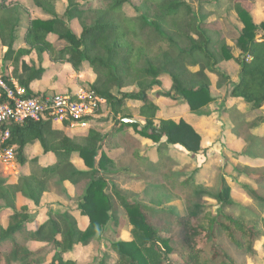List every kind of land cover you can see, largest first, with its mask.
Wrapping results in <instances>:
<instances>
[{"label":"trees","instance_id":"obj_1","mask_svg":"<svg viewBox=\"0 0 264 264\" xmlns=\"http://www.w3.org/2000/svg\"><path fill=\"white\" fill-rule=\"evenodd\" d=\"M31 1L48 18L31 20L24 36L27 49L16 51L17 33L26 9L12 0H0V42L7 47L4 62L12 61L18 66L20 59L35 52L40 62L48 54L55 63H69L75 71L88 63L97 76L90 87L107 101L106 109L113 114L115 123L105 135L90 130L81 139L67 136L50 123L30 121L24 126H10L11 144L17 147V162L26 163L25 148L37 140L45 154L55 155L57 163L42 168L38 160L33 159L31 173L22 176L16 184L0 177V201L13 210L7 222L0 223V263L43 264L44 250L29 247L30 243H41L55 249L50 264H76L65 260L64 256L78 245L89 246L110 222L118 226L106 178L110 173L108 166L115 167L116 162L106 155L105 147L121 148L123 154L117 165L135 179L143 180L153 175L148 174L147 159L139 156L138 142L128 137L130 129L156 144H161L165 137L167 146H178L187 154L197 155L202 151V136L190 123L183 119H161L157 124L159 107L150 98V92L157 90L158 96L180 101L193 113L201 112L214 101L210 74L226 79L219 65L234 61L240 67L241 78L232 89L231 97L243 99L253 110L264 106V22L255 24L241 2L232 4L231 9L242 25L237 39L241 54L235 57L222 40L219 29L204 22V12L208 10L201 7L195 13L185 0H140L139 4H132V0H96L101 1L103 7L93 9L85 8V3L91 0H68L65 17L78 21L82 29L80 36L57 16L58 0ZM213 3L216 10L222 6L220 0ZM127 6H132L134 15L125 13ZM50 35L64 46L55 47L48 40ZM258 36L263 38L261 42L257 41ZM42 73V68L34 67L24 75L16 70L15 77L29 96H40L30 85L40 79ZM166 77L171 82L169 92L162 89V79ZM134 85L139 89L137 93L122 92ZM115 90L119 96L114 94ZM129 102L141 104L144 125L125 121L132 119L123 112ZM163 148L160 146V157L165 152ZM73 154L79 155L89 171L76 169L70 161ZM165 162L156 165L157 174L182 197L188 214L154 212L127 201L116 189L110 188L127 214L131 240L112 244L100 264H175L170 260L171 255H176L180 264H248L253 260L257 254L256 244L264 235L257 223L233 219L221 209L216 214L208 212L202 216L199 202L207 196L222 207L234 204L227 182L221 179L219 192L211 195L191 177L179 182L178 175L169 172L171 161ZM252 172L250 177L264 189V167ZM56 178L72 185L89 181L77 208L89 219L86 230L80 229L69 211L49 216L37 230H32L29 209H16L18 195L39 206L50 181ZM244 188L255 206L264 209V193Z\"/></svg>","mask_w":264,"mask_h":264},{"label":"rangeland","instance_id":"obj_2","mask_svg":"<svg viewBox=\"0 0 264 264\" xmlns=\"http://www.w3.org/2000/svg\"><path fill=\"white\" fill-rule=\"evenodd\" d=\"M21 1L25 5L30 4V0H12ZM191 5L195 13H198L199 8H205L208 11L204 12V22L210 26L219 29L222 40L229 46L235 55H239L241 50L237 46V39L242 30V25L232 11V4L241 2L250 13H252L255 21L262 22L264 20V0H220L222 2L221 8L216 10L214 0H185ZM68 0H60V6H67ZM140 0H132V4H139ZM103 3L101 1L91 0L85 3V8H102ZM28 8L32 10L30 5ZM34 9V8H33ZM125 13L128 16L134 15L132 6H127ZM75 32H79L78 25L73 24ZM232 66L231 62H222L219 65L220 70L224 71L226 78V69ZM196 69H194L195 71ZM235 77H239V71L236 68ZM213 81V95L215 100H220L217 107L208 111V117L213 122L197 121L198 130L203 136V140L207 144V148L203 149L197 155H191L184 152L181 148L175 147L172 149L169 160L171 166H169L170 173H176L178 180L181 182L185 178H193L196 183L211 195L217 194L220 189L221 179H224L230 190L231 198L234 202L233 205L222 207L212 197L203 198L199 204L202 206V216L208 212L216 214L220 209L223 214L237 220H245L248 223H257L264 232V209L259 206H255L253 200L247 194L244 187L257 190L264 193V189H260L255 180L250 177L253 174L252 170L264 167V115H253L248 108L246 110L226 107V99L230 95L231 81L226 79L221 80L218 76H211ZM169 78L162 79V89L164 91L170 90ZM139 91L137 86H129L122 89V92L137 93ZM47 92V91H46ZM49 92H47L48 94ZM116 96H119L117 90L114 91ZM150 97L157 101L158 97L155 93H150ZM218 100V101H219ZM164 102L163 111L166 115L165 118H170L169 115L175 112V120L179 118L189 119V115L185 112L187 107L180 102L178 105H171L169 100L163 99ZM138 105L131 106L132 112H126V115H131L132 119H138ZM128 109V108H127ZM188 109V108H187ZM205 112V111H204ZM207 113V112H206ZM207 115V114H206ZM164 118V117H163ZM194 120V119H193ZM142 121V120H141ZM195 121V120H194ZM143 122V121H142ZM208 122V121H207ZM114 116L107 111L102 116L101 121L94 127L101 133L106 134L114 126ZM211 126V130L208 128ZM77 130V131H76ZM86 132L83 129H74L67 131L68 136H75V134H83ZM137 136V134L130 130L128 136ZM78 138V137H77ZM82 137H80L81 139ZM169 152V148L166 144L161 145ZM154 148V147H153ZM144 149V151H143ZM152 148H142L140 152H146L147 157L151 164H158L159 157ZM105 152L111 158H116L120 154V150H107ZM152 152V153H151ZM35 152L32 153L31 158H35ZM77 157V155H76ZM75 157V159H76ZM118 163V162H117ZM117 163L113 167L108 166L110 172L106 176L109 182L108 194L111 197L113 203V214L116 215L118 226L113 225L110 222L104 232L98 236L89 246H78L76 250L64 256L65 260H72L76 264H100L103 256L108 253V249L112 244L119 241H129L131 239V226L126 212L120 206V203L116 200L110 188L116 189L127 201L135 202L146 206L154 212L170 213L175 216L187 215L188 211L184 200L181 196L175 193L174 189L169 184L164 183L162 176L158 175L156 171V165H149V173L153 176L147 180L135 179L130 177L128 172L124 171V167L118 166ZM148 163V162H147ZM162 164V162H161ZM24 170H28L27 164L20 169L19 175L25 174ZM0 177H13V181L18 179L16 176L7 174L4 167L0 165ZM160 178V179H159ZM7 179V178H6ZM162 179V180H161ZM89 181L82 183L76 187H65L63 183L57 179H52L49 183L48 192L42 205L37 208L29 203L25 198L21 197L20 202H16L15 207L19 209L21 204L28 205L35 221H43L49 218V216H55L56 214L64 213L65 211L73 212L76 210L78 203L85 195L86 188ZM13 210L4 206V203L0 201V223L6 221L9 214ZM40 222H34L38 225ZM31 225V228H35V224ZM163 237H168V234H162ZM32 250L43 249L42 256L45 257L43 264H50L54 255L55 249L51 245L38 244L30 245ZM256 257L253 260H249L248 264H264V235L256 244ZM171 262L180 264V259L176 255L170 256ZM3 264V263H0Z\"/></svg>","mask_w":264,"mask_h":264},{"label":"crops","instance_id":"obj_3","mask_svg":"<svg viewBox=\"0 0 264 264\" xmlns=\"http://www.w3.org/2000/svg\"><path fill=\"white\" fill-rule=\"evenodd\" d=\"M12 2H14V1H12ZM14 3H19L23 8L26 9L25 17L23 18V21L21 23V28L19 29V31L17 33V40H16V43H15V46H14L15 50L16 51H19V50H22V49H27V46H26L25 41H24V36H25V32H26L27 28L29 27V24H30L31 20L34 19V18L47 19L48 17L40 9H37L33 5L32 1L30 2L29 5H25L21 1H15ZM30 5L34 9L32 8V10H30V8H28ZM67 7H68V3H67V6L66 7L65 6H60V0H58V2L56 4V14H57V16L59 18L63 19L64 21H66L70 25L71 29L73 30V32L76 35L80 36L81 35V32H82V29H81V26L78 23V21L77 20L69 21L65 17V13H66ZM251 15H252V13H251ZM252 18H253V16H252ZM253 20H254L255 24H257V25H260L262 22H264V20H263L262 22H260L258 24V22L255 21V18H253ZM73 24L74 25H78V27L80 28V30H79L78 33L75 32V30L73 29ZM48 40L55 47H57V48H61V47L64 46V43L63 42H59L57 40V38L55 36H53V35H50L49 38H48ZM262 40H263V38H261L260 36L257 37V41L258 42H261ZM6 52H7V47L2 46V44L0 42V62L3 65V67H4L5 71L7 72V74L12 79H14L15 82H17V83H19V82L17 81V78L15 77L16 76L15 75V71L16 70H18L19 74L24 75V74L28 73L31 68H34V67L37 68V69L38 68H42L43 69V73L41 75V78L38 79V80L33 81L31 83V85H30V89L34 93H40V94H45V95H55V94H59V93H65V92H69L71 90L76 89L79 85H90L91 86V85H93L95 83L96 78H97L96 74L94 73V71L92 70V68L89 66L88 63H83L82 67L80 68V71H75L74 68L72 67V65L69 64V63H65V64L55 63L54 61H52L50 59V56L48 54H45L43 56V60L40 62L39 59H38L37 54L35 52H32L29 56H26V57L20 59L19 60V63H18V66H15V64L12 61L4 62L3 59H4V56H5ZM234 56L235 57H238L235 54H234ZM224 62H231L232 63V66H229L228 69L225 70L226 71L225 72L226 73V80L227 81H231V83H232V85H231V91H232V89L234 88V86L237 85L240 82V78H241V76H240V67L234 61H224ZM236 68L239 71V77H235ZM222 72L224 74V71H222ZM211 76H212V74H210V79L212 81ZM169 83L171 85V82L170 81H169ZM162 85H163V83H162ZM212 87H213V81H212ZM170 90H171V86H170ZM46 91L49 92V93L47 94ZM156 91L157 90L152 91L150 93H155V95L158 97V100L157 101H154L151 97L150 98L159 107V112L157 114V120H156L157 124L159 123V120H161V119H163V120H167V119L175 120V117H176L175 116V114H176L175 112H172V113L169 114L171 116L170 118H165L164 115H166V114L163 111V106H161V104L164 105V102H161V101L163 99L169 100V103L171 105H173V106L178 105L180 103V101H174V100H171L169 98L160 97V96H158L156 94ZM231 91H230L229 97L226 99V107L227 108H230L231 107L233 110H236V109L246 110L248 108V111L250 110L253 115H257V116L264 115V106L261 109H259V110H253L251 108V105L250 104H247L243 99L231 97ZM165 92H167V91H165ZM150 93H149V96H150ZM211 95L214 98V101L211 104H209L207 107H205L201 112L193 113V112L190 111V108L188 107V105H185L184 107H187L188 108V109L186 108V111L185 112L189 115V119L188 118L187 119L179 118V120H178V121H180V120L183 119L186 122L190 123L200 133L201 136H202V134L198 130L199 127L197 126V123L196 122L197 121H199V122H206V126L208 125V123H210V120H211V122H213L212 119L210 117H208V113H209L208 111H212V109H214L215 107H217L218 104L220 103V100L219 99H218L219 101L218 100H215L216 98L213 95L212 88H211ZM136 105H138L137 108H138V119L139 120H134V119H131V120H133L135 122H139L142 125H144L145 120H144V118H142L140 116V106H141L140 103H137V102H129L124 107V111L123 112H124V114H126V112H128V113L129 112H132V110H130L131 106H136ZM105 111H107L106 106L103 107L100 115L96 119H94L92 121L91 127L89 129H86V132L85 133L82 132L83 134H75V136H69V137H71V138H73V137H78V138L85 137V136H87V134H88V132L90 130H95V131L99 132L94 126L97 125L101 121L102 116L105 114ZM108 112L111 113L109 110H108ZM112 117H113V114H112ZM135 122H133V123H135ZM53 128L56 129V130L63 131L65 134H66L67 131L74 130V129H67L66 127H61L59 125H54ZM208 128L211 130V126H209ZM130 130H133V129H130ZM129 131H128V133H129ZM109 132H107V133H109ZM128 133H127V135H128ZM101 134H103V133L101 132ZM136 134H137V136L131 137L129 135L128 137L130 139H133V140H135V141L138 142L139 156L145 157L147 159V162H148L149 165H159V164L161 165V162L162 161L165 162V161H167V159H169V156L171 155L170 153L172 152V149L175 148V147H178V146L169 145L168 146L169 152L165 151L162 154V157H160L159 149H160V146L161 145L165 144V142H166V138L165 137L162 138L161 144L160 143L159 144H156V143H154L151 140H148V139H145V138L141 137L138 133H136ZM103 135H105V134H103ZM205 143L206 142L203 140V136H202V150L207 148V144H205ZM146 147L152 148L151 149L152 152L154 150L155 153L158 155L159 161H160V162H158V164H151L150 160L147 158L149 156V154L147 155L146 152H140L142 150V148H146ZM105 148L107 150H109L107 147H105ZM105 148H104V152H105ZM178 148H180V147H178ZM163 149H165V148H163ZM113 150H120L121 151L120 154L118 155V157L111 158L110 156H108V154L106 152L105 153H106V155L109 158H111L112 160H114L117 163V162H119V159L122 158L123 150L121 148H119V149H113ZM143 151H144V149H143ZM34 152L36 153L34 159H37L38 160L37 161V164L40 167H42V168L51 167V166H54L57 163V158L55 157V155L53 153H46L45 154L43 152V149H42V146H41L40 142L37 141V140H35V141L29 143L26 146V148H25L26 163L25 164H20L19 162L16 161V164H14V166L12 168H8V169L7 168H4L5 171H6V173L7 174H11V176H16L17 175V177H18L20 169H22L27 164L28 170H24V171H25V173H28V174H25L23 176L29 175L31 173V169L33 167V163H32V160L33 159L31 158V155ZM76 155H77V157H76ZM75 157H76V159H75ZM100 157H101V153H99V155H98L97 163L99 162V158ZM70 161L76 167L77 170L83 171V172L89 171V168L86 167L84 161L79 157L78 154H73L71 156ZM21 177L22 176L18 177V179L16 181H13L11 179L13 177H10V178L9 177H6V178H7V180H8L9 183L16 184V183H18V181H19V179ZM130 177H134V176H131L130 175ZM62 183L67 188L69 186H71V187L79 186L82 183H86V181H83V182H81L78 185H72L69 182H62ZM47 192L44 194V196L42 198V201H41V203H40L39 206H36L32 201H30L29 199L23 197L22 195H18L16 202L17 203H18V201L20 202L21 201L20 198L23 197L29 203H32L33 206H36L37 208H39L42 205V203H43V201L45 199V196H46ZM21 205L22 206H20V208L17 209V210H20L22 207H27L29 209V211H30V220H31V223L29 224V227L30 228H31V225L34 222H37V223L40 222V221H35V218L33 217V213L31 212L30 207L28 205H25V204H21ZM77 208H78V206H77ZM77 208H76V210H73L72 213L75 216V218L77 220V223H78V226L80 227V229L86 230L87 227L89 226V219H88V217L82 216L80 214V212L78 211ZM11 214H12V212L9 214V216ZM9 216H8V218H9ZM8 218L6 219V221H3V223H6L7 220H8ZM47 220H48V218L46 217V219H44L43 221H41L39 225L37 223H34L36 227L35 228H31V229L32 230H37ZM31 244L38 245V244H41V243H30L29 244V247H30ZM78 246H80V245H78ZM78 246H76L74 250H76V248ZM73 251H71V252H73ZM71 252H69V253H71ZM69 253H67V254H69Z\"/></svg>","mask_w":264,"mask_h":264},{"label":"built area","instance_id":"obj_4","mask_svg":"<svg viewBox=\"0 0 264 264\" xmlns=\"http://www.w3.org/2000/svg\"><path fill=\"white\" fill-rule=\"evenodd\" d=\"M105 106L107 101L97 96L90 85L55 95L29 96L0 62V165L8 169L17 161L10 126L34 121L86 130Z\"/></svg>","mask_w":264,"mask_h":264},{"label":"water","instance_id":"obj_5","mask_svg":"<svg viewBox=\"0 0 264 264\" xmlns=\"http://www.w3.org/2000/svg\"><path fill=\"white\" fill-rule=\"evenodd\" d=\"M125 121H126V122H132V123L135 122V121H133V120H131V119H126Z\"/></svg>","mask_w":264,"mask_h":264}]
</instances>
